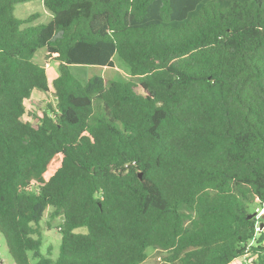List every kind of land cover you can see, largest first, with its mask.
Returning a JSON list of instances; mask_svg holds the SVG:
<instances>
[{
	"label": "trees",
	"instance_id": "1",
	"mask_svg": "<svg viewBox=\"0 0 264 264\" xmlns=\"http://www.w3.org/2000/svg\"><path fill=\"white\" fill-rule=\"evenodd\" d=\"M0 0V232L16 264H264V0ZM39 49L58 63L51 84ZM129 78L73 65L113 67ZM51 93L41 114L25 102ZM27 117V118H26ZM141 175V176H140ZM61 217L56 258L39 222ZM84 227L86 232H76ZM29 252L35 262H31Z\"/></svg>",
	"mask_w": 264,
	"mask_h": 264
},
{
	"label": "rangeland",
	"instance_id": "2",
	"mask_svg": "<svg viewBox=\"0 0 264 264\" xmlns=\"http://www.w3.org/2000/svg\"><path fill=\"white\" fill-rule=\"evenodd\" d=\"M15 15L18 18H26L29 15L36 13L37 17L33 20L32 24L46 23L49 21V17L52 16L49 10L43 6L42 0H31L27 2L18 3L15 5ZM35 61L41 62L46 69V75L49 83L54 77L59 74L58 63L53 58L47 59L45 57V50L39 49L34 57ZM114 66L103 69L100 66H86V65H73L70 67L71 73L76 76L82 83L92 75H101L105 81L109 80H121L123 78H129L127 67L122 63L120 58L115 54L113 56ZM50 63V67H49ZM54 101L51 93L36 91L25 102L28 111L41 114L45 104L47 102L52 103ZM251 212H256V216L264 213V207L259 205L250 206ZM52 211V207L49 206L42 219L39 222V230L42 234V246L41 252L46 253L50 249L51 257L56 258L59 252V246L61 243V233L59 231V225L61 224V217H50L49 214ZM76 232H86L84 227L75 229ZM32 254L29 252L31 262H35L32 258ZM250 256L239 257L229 264H250ZM161 253L158 250L149 248L147 250V258L141 264H160ZM0 264H16L8 250L5 238L0 232Z\"/></svg>",
	"mask_w": 264,
	"mask_h": 264
},
{
	"label": "water",
	"instance_id": "3",
	"mask_svg": "<svg viewBox=\"0 0 264 264\" xmlns=\"http://www.w3.org/2000/svg\"><path fill=\"white\" fill-rule=\"evenodd\" d=\"M141 176V175H140ZM252 217H254V219H258V217L256 216V212H252V213H250L249 215H248V218H252ZM259 218L262 220L261 222H260V228H263L264 227V213H262L260 216H259Z\"/></svg>",
	"mask_w": 264,
	"mask_h": 264
},
{
	"label": "crops",
	"instance_id": "4",
	"mask_svg": "<svg viewBox=\"0 0 264 264\" xmlns=\"http://www.w3.org/2000/svg\"><path fill=\"white\" fill-rule=\"evenodd\" d=\"M50 18L51 17H49V20H50ZM48 22V21H47ZM49 67H50V63H49ZM46 69L48 68V67H45ZM103 69H106L107 67H102ZM37 91V90H36ZM35 92V90L32 92V94H31V96L33 95V93ZM27 118V117H26Z\"/></svg>",
	"mask_w": 264,
	"mask_h": 264
}]
</instances>
